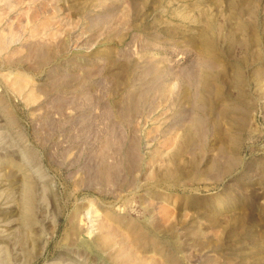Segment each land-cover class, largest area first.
<instances>
[{
  "label": "rangeland",
  "instance_id": "374dc122",
  "mask_svg": "<svg viewBox=\"0 0 264 264\" xmlns=\"http://www.w3.org/2000/svg\"><path fill=\"white\" fill-rule=\"evenodd\" d=\"M0 264H264V0H0Z\"/></svg>",
  "mask_w": 264,
  "mask_h": 264
}]
</instances>
